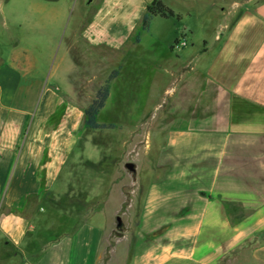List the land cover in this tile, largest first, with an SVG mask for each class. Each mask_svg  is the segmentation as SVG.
I'll list each match as a JSON object with an SVG mask.
<instances>
[{
  "label": "crops",
  "instance_id": "crops-1",
  "mask_svg": "<svg viewBox=\"0 0 264 264\" xmlns=\"http://www.w3.org/2000/svg\"><path fill=\"white\" fill-rule=\"evenodd\" d=\"M74 1L65 2L60 22ZM162 1L181 17L154 15L137 42L152 0L81 1L82 20L65 36L64 52L95 65L82 95L68 82L69 65L58 64L53 85L45 84L32 73L37 59L27 45L0 53V264H129L133 224L136 264L160 261L163 248L218 264L248 241L258 242L253 254L264 260V0H232L214 12L218 22L205 17L198 26L196 11L176 7L183 0ZM55 4L25 0L26 21L45 28ZM181 37L198 46L175 49ZM109 62L116 67L101 74L97 67ZM115 69L97 120L127 132L128 153L116 188L100 197L91 188L99 182L81 175L72 152L85 108ZM22 84L39 90L19 93ZM102 200L116 202L104 223L76 220L100 214Z\"/></svg>",
  "mask_w": 264,
  "mask_h": 264
},
{
  "label": "rangeland",
  "instance_id": "rangeland-1",
  "mask_svg": "<svg viewBox=\"0 0 264 264\" xmlns=\"http://www.w3.org/2000/svg\"><path fill=\"white\" fill-rule=\"evenodd\" d=\"M69 1L73 0H54V3H56L55 8L52 7L50 9V11H52L50 12L52 16L50 15V17L47 18L45 28L34 29L33 26L30 25L29 22H27L25 19V14L27 12V5H25V0H1L0 53L1 55L6 56L8 50L10 48H13L14 45H27L37 59L36 67L34 68V70H32V73L37 77H39V75H43L45 84L49 83L53 85L54 79L49 75L53 70H55L58 64H62L63 68H67L69 65L70 68H74V70H69V74L72 78H70L68 82L69 84L71 83L73 88L77 90L76 92L79 91L78 93L82 95V93L80 92L82 88L86 85L90 87V84H86L85 77L87 78V75L90 74V71L94 69L93 66L95 67V65L89 58L83 57L80 53H78L77 50L72 51V53L69 54L64 52L65 36H68L70 30H72V28L76 27V25L81 22L83 16L81 4L82 0H75L73 2L74 5L72 7H69L68 9V16L66 17V20H64L63 22L59 21L61 19L60 12L64 8L66 9V7H64L66 4L65 2ZM257 2H259V0H253L252 3L256 4ZM231 3L232 0H183V2H180L176 7L182 8L184 7L183 5H187V8L189 10L196 11L194 13V18L191 19V21L198 26V24H200L202 19H204L205 17L211 19V23L218 22V15L214 12L217 11L218 8H221L222 4L224 6H229ZM209 8H211V11H213L212 14H201V12L203 11H208ZM198 12L200 14H197ZM198 15L199 20L197 19ZM188 19L189 18H187L185 15L183 21H186ZM170 23L171 22H169L168 24V28L170 27ZM180 24L182 25L183 23ZM187 32H189V30ZM188 46V49H192V47H197L198 44L197 46L192 45V42L189 41ZM64 56L65 59L62 62L61 58ZM107 67L115 68L116 66L113 63L109 62L107 65H105L104 69H102L100 65L97 67V70L100 69L99 72L102 74L107 69ZM62 72L64 74V77L61 81L64 83L62 86L63 89H65L67 79H64L65 76H67L68 71L65 70ZM97 81L95 82V84L98 83ZM37 90H39L38 86L22 84L18 92L34 93ZM78 98H80L81 101L87 100V98H83L82 96H78L77 99ZM18 103L27 104L31 103V101H17V104ZM78 132L80 133L77 135L74 141L75 151L72 152V154L74 155V161H76L77 165L80 167L81 175L83 177H86V179H89L90 177L95 178L99 182V184L97 183L96 186H86H91L92 189H95V191L98 192L97 194H99L100 197H103L108 193L110 189L114 190L116 188L115 178L117 173V165L123 158H125L128 153V144L126 143L125 138L127 132L113 131V129L92 130L91 128L87 127L85 123L81 124ZM154 142H151L153 150L157 148ZM152 154H154V151H151L150 154H147L145 156L146 160L150 161L153 158ZM75 156H77L76 159ZM149 161H147V163ZM63 172L64 170L60 173L59 179L54 184L56 202L58 201L57 197L59 198L62 196L61 177L64 174ZM49 200L42 198L40 204H42L44 208L53 207V205L51 204V200ZM100 204L102 208L100 214L99 212H97V214L89 216L85 214V212H83L79 215V217H77L76 220H79L80 222L86 221L97 224L104 223L108 219V213L106 212H108L110 208H112L116 204V202L112 200H102ZM55 207L56 206H54V208ZM127 207L128 205L126 206V208ZM51 222L58 223L59 219L54 218L51 220ZM138 228V226L133 224L130 229L129 237L132 241V255H130L131 260L129 264H136L135 261L137 259L135 260V257L141 258L142 255V252H140L138 248L139 244L137 243L139 235ZM257 244V241H248L244 243L243 246L238 250L228 253L227 256L223 258V260H221V262H219L218 264H264V260L253 254V249ZM10 249L11 248L7 247V250L9 252ZM0 250H3L4 252L6 251L4 250V246L2 245H0ZM196 257H198V255H193L190 252L176 253L174 249L168 250L166 248H163L160 261L152 262L151 264H197L195 262ZM141 263L150 264L148 262L144 263L143 260H141Z\"/></svg>",
  "mask_w": 264,
  "mask_h": 264
},
{
  "label": "trees",
  "instance_id": "trees-1",
  "mask_svg": "<svg viewBox=\"0 0 264 264\" xmlns=\"http://www.w3.org/2000/svg\"><path fill=\"white\" fill-rule=\"evenodd\" d=\"M154 15L166 17L176 16V18L181 17L179 14H176V11L173 8L166 5L162 0H152V2L147 5V9L143 14L141 27L134 35L135 42L140 40L141 32L149 28L151 19ZM118 72L119 69H115L108 74L104 83L95 93L94 99H92V101L85 108L84 123L87 127L92 129H105L114 126L113 123L99 122L97 120V114L104 106L108 93L110 92V81L118 74Z\"/></svg>",
  "mask_w": 264,
  "mask_h": 264
},
{
  "label": "built area",
  "instance_id": "built-area-1",
  "mask_svg": "<svg viewBox=\"0 0 264 264\" xmlns=\"http://www.w3.org/2000/svg\"><path fill=\"white\" fill-rule=\"evenodd\" d=\"M187 44H188L187 39L185 37H181L177 41L174 42L173 47L175 49H181V48L185 47Z\"/></svg>",
  "mask_w": 264,
  "mask_h": 264
},
{
  "label": "water",
  "instance_id": "water-1",
  "mask_svg": "<svg viewBox=\"0 0 264 264\" xmlns=\"http://www.w3.org/2000/svg\"><path fill=\"white\" fill-rule=\"evenodd\" d=\"M127 166H128L130 169L134 170V163H132V161H129V162L127 163ZM117 220H118V225H121V218H120L119 216L117 217Z\"/></svg>",
  "mask_w": 264,
  "mask_h": 264
}]
</instances>
